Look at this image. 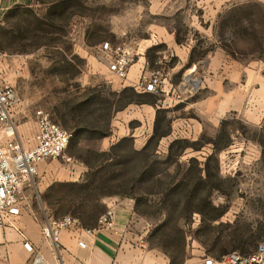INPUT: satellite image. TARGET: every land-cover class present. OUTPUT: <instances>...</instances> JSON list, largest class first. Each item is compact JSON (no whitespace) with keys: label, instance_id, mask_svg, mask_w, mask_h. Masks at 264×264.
Returning a JSON list of instances; mask_svg holds the SVG:
<instances>
[{"label":"rangeland","instance_id":"1","mask_svg":"<svg viewBox=\"0 0 264 264\" xmlns=\"http://www.w3.org/2000/svg\"><path fill=\"white\" fill-rule=\"evenodd\" d=\"M50 9L47 5L39 7L40 16L37 17L30 10L21 8L8 17L6 28L0 29V48L9 49L8 52L0 50V82L12 86L19 98L14 122L18 126L17 137L25 145L34 141L38 109L46 111L61 126L58 119L65 115L68 125H72L65 103L93 94L94 105L87 116L106 118L109 110L114 111L124 104L125 97L117 94L124 88V83L127 84L125 87L137 89L141 72L134 77L129 71L127 80L111 73L104 59L103 42L128 45L135 54L132 65L141 56L155 62V67L142 72L150 74L157 71L156 76L161 80L158 91L136 99L155 96L159 98V104L165 99L166 92L162 91L166 89L165 79L169 77L177 83L183 81L185 67L179 68L177 57L166 43L158 42L151 47L155 42L153 34L158 29H176L183 43L195 45L191 58L196 57L202 65L187 74L188 79L197 76V71L208 75L203 61L208 62V57L219 50L241 62L264 61V0H68L63 16L58 13L47 15ZM172 64L176 67L168 68ZM214 86L206 85L197 96H204L209 99L208 103L212 102L216 91ZM129 94V91L124 93L126 96ZM197 96L189 98L176 91L172 97L182 99L181 102L173 105L172 100L169 101L171 106L160 107L166 110L164 115L167 119L172 118V130L173 127L185 129L189 123L197 124V120L202 130L196 135H185L177 129L178 133L163 137L158 147V166L164 168L163 161L172 140L187 138L193 141L202 133L212 137L217 133L221 120L225 119L231 143L218 153L219 188L214 189L211 196L213 205L218 208L212 213L220 215L212 219L195 211L178 224L170 220L165 229L168 238L154 232L156 226L164 222V213L148 215L134 212L129 223V232L136 241L162 252V245L166 246L177 264L205 255L219 256L231 251L248 253L264 240V118L259 124H254L234 111L219 119L199 116L198 111L196 113L186 104ZM144 103L151 104L142 101L130 104L143 108ZM127 105L113 112L112 133L108 136L99 137L97 130L64 127L72 132L68 146L60 157L48 159L49 167L64 173L53 178L52 185L43 195L35 190L32 179L38 180V176H33L32 182L26 186L28 192L32 190L31 199L24 188L23 207L30 202L41 211V207L46 205L50 213L60 217L72 215L73 209L94 214L105 207L106 213L105 198H129L122 195L96 197L89 190L78 196L76 186L67 184L77 175L81 181L91 167L95 168L102 162L104 156L101 152L111 145L106 146L113 137V126H122L123 122L133 132H147L149 112L146 110L142 111L141 120L137 115L119 118V112ZM212 151L211 144L200 150L189 147L180 160L185 162L191 156L204 160ZM135 162L133 159L129 167L132 168ZM67 173L68 178H64ZM154 198L149 208L151 211L159 207ZM178 226L186 235L183 247L177 243L180 236Z\"/></svg>","mask_w":264,"mask_h":264},{"label":"crops","instance_id":"2","mask_svg":"<svg viewBox=\"0 0 264 264\" xmlns=\"http://www.w3.org/2000/svg\"><path fill=\"white\" fill-rule=\"evenodd\" d=\"M41 6L46 5L39 0H0V29L4 30L8 17L21 8L22 10H30L39 17L38 8ZM153 37L155 42L151 47L158 45V42L166 43L172 54L177 57L180 64L179 68L185 67L183 81L177 83V80H171L169 77L165 79L167 81L165 87L168 90L165 88L162 90L166 92L165 99L160 103L162 106L159 103L156 105L144 103L142 108L138 105L132 107V104L129 103L120 111L121 113L119 112V118L128 119V117H133L132 115H137V119H140L143 116L142 111L146 110L149 112L147 132L145 134L141 131L133 132L126 128L122 122V126L117 125L115 128L113 126V137L108 140L106 146L130 135L134 139V147L140 149L145 144L147 136L153 131L157 109L171 106L169 101L172 100L174 101L173 105L181 102L182 99L172 97L173 93L178 91L179 94L191 98L201 93L200 91L206 85L211 84L215 85L216 90L213 92L212 102L208 103L209 99L204 96H197L186 102L196 113L198 111L199 116L219 119L227 112L234 111L241 113L247 121L254 124H259L263 120V60L241 62L219 50L208 57V62L207 60L203 61L206 64L204 68L209 73L208 75H203L197 71V76L188 79L187 74L198 70L202 65L196 57L191 58L195 45L183 43V41L179 42L176 29L174 31L158 29ZM0 50L8 52L9 49L1 47ZM154 63V61L150 62L141 56L130 67L129 71L136 77L140 72L143 73L142 70L155 67ZM176 64L169 65L168 68L174 69ZM126 85L124 83L122 86L125 87ZM136 90L146 93L152 92ZM177 129L185 135H196L200 133L202 126L197 120V124L189 123L185 129ZM177 129L173 127L171 134L178 133ZM49 163L48 160L41 162L36 174L38 180L32 179L33 184L36 185L35 190L41 194H44L52 185L54 177L64 173L61 170L52 169L53 167H49ZM67 176L68 173L64 178H68ZM79 176L77 175L72 182L79 181ZM29 182L25 184L24 188H26L25 191L31 199L32 190L28 192L26 187ZM104 201L108 210L111 209L114 214L110 225H98L92 227L91 232H87V227L78 223L62 228L58 233V240H54L51 235L46 234L43 231V226L64 215L56 217L49 212L46 205L41 207L40 211L34 203L28 202L27 206H22L19 215L12 216L4 226L0 227V264H170V258L164 252L148 246L144 242L136 241L129 232L131 217L135 215L132 199L114 196L107 197ZM26 241L32 245L31 249L25 247ZM79 241H84L86 245L81 246ZM202 259V257L188 258L183 264H200Z\"/></svg>","mask_w":264,"mask_h":264},{"label":"trees","instance_id":"3","mask_svg":"<svg viewBox=\"0 0 264 264\" xmlns=\"http://www.w3.org/2000/svg\"><path fill=\"white\" fill-rule=\"evenodd\" d=\"M39 1L47 5L48 9L51 8L47 15L58 13L63 16L64 10L68 8V0ZM59 5L60 7L57 8ZM177 40L182 41L179 37H177ZM128 91L130 94L124 95ZM117 94L122 95L123 98L125 97V102L123 105L114 108V111L132 102L142 101L156 105L159 99L154 96L150 99L137 100L136 97L151 95V93L137 92L134 87H124ZM94 96L93 94L79 96L75 100L65 103L66 113L70 115V120L74 124L68 125V120L64 118V115L58 119L63 125L62 127L72 130H97L99 131V137L110 135L112 133L111 119L114 111L109 110L106 113V118L103 116H87L90 108L94 105ZM165 112L164 108L157 109L153 131L140 149L134 147L132 136H124L112 143L108 150L101 152L104 156L102 162L97 164L95 168L90 166L91 169L84 174L81 181L67 184L76 186L78 196L84 190L91 191L96 194V197L108 195L127 196L134 200L133 210L138 214L155 215L157 212L164 213L166 215L164 222L157 225L154 232L161 233L163 238H168V232L165 229L170 220L178 224L195 211L202 212L212 219L220 215L212 213L218 208L213 205L211 196L214 189L219 188L218 181L220 178L217 171L220 159L218 153L229 146L231 138L226 130L227 121L225 119L221 120L217 133L212 137H207L205 133H202L198 139L193 141L187 138H175L168 146L163 161L164 168H159L158 147L160 140L172 132V118L167 119L164 115ZM206 144H211L213 151L204 160H199L196 156L189 157L185 162L180 160V156L189 147H192L193 150H200ZM133 159L136 162L131 168L129 163ZM172 167L173 170H170ZM153 197H155L154 203L159 205L155 211L149 210ZM103 213H105V207L94 214H87L78 209H73L72 216L76 217L82 226L92 228L98 226L99 218ZM55 216L57 217V215ZM177 230L180 233L177 243L183 247L186 235L181 227L178 226ZM162 246L163 251L170 258V264H177L174 262L172 253L168 248Z\"/></svg>","mask_w":264,"mask_h":264},{"label":"built area","instance_id":"4","mask_svg":"<svg viewBox=\"0 0 264 264\" xmlns=\"http://www.w3.org/2000/svg\"><path fill=\"white\" fill-rule=\"evenodd\" d=\"M104 59L110 72L120 78H128L129 69L134 62V53L128 45L103 42ZM155 70L150 74L142 73L136 85L142 91H158L160 78ZM19 98L15 89L0 82V227L12 216L19 215L23 206V189L27 182L38 172V165L48 159L60 157L68 146L72 132L55 122L43 109L36 111V132L32 144L25 146L17 137L18 126L14 122ZM114 214L109 209L99 219V225L108 226ZM79 220L71 214L53 219L43 226V231L58 240L62 228L76 224ZM93 228H87L91 232ZM85 246L84 241H79ZM28 249L30 242L24 243ZM200 264H264V240L247 254L231 251L219 257L205 255Z\"/></svg>","mask_w":264,"mask_h":264},{"label":"water","instance_id":"5","mask_svg":"<svg viewBox=\"0 0 264 264\" xmlns=\"http://www.w3.org/2000/svg\"><path fill=\"white\" fill-rule=\"evenodd\" d=\"M197 84V82L195 83V85Z\"/></svg>","mask_w":264,"mask_h":264}]
</instances>
